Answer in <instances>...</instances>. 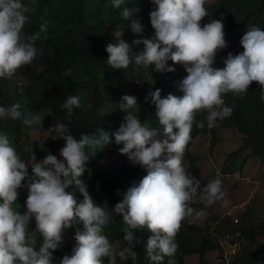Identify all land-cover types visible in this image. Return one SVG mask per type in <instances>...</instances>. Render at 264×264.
Returning a JSON list of instances; mask_svg holds the SVG:
<instances>
[{
	"label": "clouds",
	"instance_id": "clouds-1",
	"mask_svg": "<svg viewBox=\"0 0 264 264\" xmlns=\"http://www.w3.org/2000/svg\"><path fill=\"white\" fill-rule=\"evenodd\" d=\"M210 0H151L155 8L149 12L153 34L145 37L142 18L136 13V4L123 7L120 16L128 21L127 27L140 34L131 43L122 37V28L113 32L115 42L105 46L107 64L113 69H127L129 65L141 66L155 72H173L175 65L186 71L178 83L182 95H161V89L149 90L145 100L155 107L158 126L138 116L139 105L134 95H121L118 108L125 113L119 127L111 134L99 130L96 135H73L70 123L54 122L44 129V136L62 139L61 158L47 152L37 160L35 153L27 159L18 154L9 135L0 131V264H117L131 258L136 233L150 231L144 242L148 264H173L177 251L176 234L181 222L207 216L206 207L193 208L190 202L201 197L206 206L219 202L227 206L226 189L220 178L201 185V180L184 166L186 146L196 128L212 129L228 118L233 107L224 100V94L243 96L249 85H259V98L264 102V29L250 24L239 43L243 51L228 52L223 67H213L220 49L227 47L223 22L209 19L206 7ZM113 7L126 5L127 0H108ZM30 20V9L25 0H0V78L12 76L18 68L31 64L37 54L36 42L47 37V22L39 29L25 31ZM133 50V46H140ZM168 61H172L169 64ZM71 69H66L67 76ZM60 107L71 118L74 108L80 107L78 95H68ZM203 111V120H195ZM51 109L30 111L18 101L8 106L0 104V118L19 119L25 125L42 126ZM110 142L121 145L117 150L126 154L133 164L142 166L146 174L138 183L131 184L113 207L96 204L90 196L83 174L91 157ZM87 149V150H86ZM31 169L29 175L28 169ZM23 182V184H22ZM26 186L28 193L23 212L13 204L18 189ZM74 186V190H73ZM79 192L82 198L76 196ZM122 218L125 246L113 249L105 228L113 215ZM41 238L37 241L29 232ZM81 222L83 230L74 232L75 243L71 254L57 261L54 250L60 248L65 230ZM191 222V221H189Z\"/></svg>",
	"mask_w": 264,
	"mask_h": 264
},
{
	"label": "rangeland",
	"instance_id": "rangeland-1",
	"mask_svg": "<svg viewBox=\"0 0 264 264\" xmlns=\"http://www.w3.org/2000/svg\"><path fill=\"white\" fill-rule=\"evenodd\" d=\"M223 1H227L225 7L222 5ZM134 4L140 9L136 15L151 25L149 12L155 8L151 0H127L124 6L131 7ZM206 7L209 10V16L203 17L201 24L208 22L210 18L221 19L223 22L227 47L221 49L223 51L221 60H219V51H217L212 65L215 68H221L224 66L223 60L228 52L235 55L243 51L239 40L248 25L255 24L264 29V0H215V2L213 0L206 4ZM114 12L115 8L108 3V0H90L86 7L87 18L91 24L97 23L99 20H109ZM106 32L115 39L114 31L109 26L106 27ZM126 41L130 43V37ZM135 47L138 49L142 45ZM45 63V52L42 49H37V54L31 64L21 66L10 77L0 78V104L8 106L20 101L24 108L36 112L32 104L42 95L39 76L43 73ZM20 71H26L28 74L35 72L36 76L28 79ZM186 74L181 66V70L167 75V80H164L162 76L151 73L150 67L149 69L133 68L128 78L135 81L136 89L130 95L137 98L139 110L143 107L154 108L153 104L145 100L146 93L149 90L160 88L162 96L168 93L177 96L182 95L178 83ZM30 75L33 76L32 73ZM144 81L146 82L143 83ZM4 83L6 84L3 85ZM118 103L119 99L116 96L108 95L105 89L99 85L83 101L85 107L97 108L102 115L107 117L101 125V130L109 134L119 127L125 115L118 108ZM139 110L137 114H140ZM201 116L204 117L203 111L197 113L195 119L201 118ZM153 117L154 119L141 118V120H148L152 126H158L155 119V109ZM13 121L21 127L20 145L22 151L20 156L26 162L31 157L32 152L34 153L36 144L37 150H41L44 145L53 142V139H46L44 136L43 126L25 125L19 119L0 118V131L6 132L8 135L11 134ZM211 142L209 133L199 134L192 142L190 141L184 153V166L187 171L201 180V185L213 178H220L222 186L226 189V199L229 203L224 207L219 202L206 206L200 196L195 197L190 202L191 206L193 208L206 207L208 214L202 219L188 218V223L192 224L191 226L195 225L197 229L185 230L184 236H198V240L208 239L212 241L220 256L223 251L219 242L227 232H231L234 228L241 232L245 241L242 243L237 260L233 264H264V150L256 149L253 144L249 143L246 135L237 129H217L215 144L211 145ZM119 147L121 145L110 142L105 147L96 149L93 157L97 163V170L115 181H121L127 179V177L120 175L121 170L132 171L134 167H138L141 173L137 174L134 180L135 183H138L146 174L145 169L139 164L130 162L126 154L119 153L117 150ZM59 149L56 153L58 159L61 158ZM28 171L31 175L30 167ZM87 190L93 197V186L87 185ZM17 191V200L13 206L23 212L28 189L26 186H22ZM75 194L78 200L82 198L78 191ZM93 201L103 205V202L96 201V199ZM235 220H238V223ZM73 226L75 231L77 229L83 230L81 222H77ZM32 228H34V221L29 225V232L33 239L38 241L39 234L32 231ZM252 228H255L256 235L255 239L251 241L248 232ZM242 229L247 230V232H243ZM111 244L114 250L119 251L121 249L117 242ZM73 245L74 231L70 227L65 230L62 246L54 250V258L58 261L65 253L71 254ZM217 250L216 252H218ZM219 256L217 255L218 262ZM116 260L117 264H127L126 261H119L118 257ZM219 264L221 263L219 262Z\"/></svg>",
	"mask_w": 264,
	"mask_h": 264
},
{
	"label": "trees",
	"instance_id": "trees-1",
	"mask_svg": "<svg viewBox=\"0 0 264 264\" xmlns=\"http://www.w3.org/2000/svg\"><path fill=\"white\" fill-rule=\"evenodd\" d=\"M90 0H25L30 9V20L25 25L26 32H32L39 29L40 24L47 22V37L38 40L37 49L45 52L46 63L43 73L40 77L42 86V95L33 102L32 107L35 111L42 109H51L50 116H45L43 128H48L54 122L70 123V129L74 136L79 138L80 134L96 135L101 130V125L107 119L97 108H87L83 105L84 99L90 95L99 85L102 86L108 95H114L120 99L123 94H130L135 91V81L129 80L131 70L141 66L129 65L127 69H113L106 61L107 52L105 46L109 42H115L107 32L106 27L109 26L113 31L121 27L123 35L121 38L126 40L130 37L131 41L138 38L140 34L132 33L127 27L128 21L120 16V11L124 5L115 8V12L109 20H99V22L91 24L87 18L86 7ZM227 1H223L225 7ZM143 35L150 37L153 34L151 25L142 20ZM130 41V43H131ZM133 50L137 48L133 46ZM172 64V61H168ZM71 69V73L67 76L63 75L66 69ZM151 68V66H150ZM177 70H181L179 64L175 65L173 72H155L151 69V73L162 76L167 80L166 76ZM27 71H30L27 69ZM22 74L31 79L33 76L26 71H20ZM144 81L143 83H145ZM4 83L3 85H5ZM68 95H78L80 97V107L74 108L70 121L66 117L65 110L60 107L64 98ZM225 103L233 107L232 114L220 121L218 125L212 129L196 128L193 124L191 136L192 140L199 134H210L211 145L215 144L217 129H237L240 133L246 135L249 143L253 144L256 149L264 150V102L259 98V85L252 82L248 91L241 96H233L231 93L224 94ZM155 107L140 108L139 118L154 119ZM205 116V114H204ZM202 120L204 119L201 116ZM196 118L195 120H201ZM13 132L9 134L11 143L15 146L18 154H21L20 131L21 127L12 122ZM64 144L62 139L53 140L49 145H44L41 150H37V144L34 149L36 159H41L47 152L56 155L59 148ZM188 145L186 146V150ZM87 150V149H86ZM96 161L92 156L88 162L87 168L90 169L83 174L86 185L93 186V199L96 201L106 202L108 207H113L116 202L122 198V194L126 189L134 183L137 174H140V168L134 167L132 171H120V175L127 177L126 180L115 181L111 177H107L103 172L96 168ZM74 188V186H73ZM187 219L181 222V227L176 234V242L178 244L177 251L172 257L173 264H187L186 257L198 256L199 263H203L208 252L216 251L214 243L210 240H198V236H184V231H193L197 228L191 226ZM123 226L122 218L119 215H113L112 220L105 228V234L109 238L110 243L117 242L120 248L125 246L123 241V233L120 232ZM235 226V225H233ZM75 232L74 226L71 227ZM235 230L232 228L231 231ZM243 232L247 230L242 229ZM249 233V239H255L256 230L252 228ZM139 238L137 243L134 241L133 251L137 257L135 264H148L145 256L144 242L151 235L147 229L139 230L136 233ZM41 238L37 241V248ZM75 243V240H74ZM218 251V250H217ZM219 253V251H218ZM67 254V253H65ZM219 256V255H218ZM168 257H165L164 264H167ZM105 264L108 258H104ZM127 264H133L131 258Z\"/></svg>",
	"mask_w": 264,
	"mask_h": 264
},
{
	"label": "built area",
	"instance_id": "built-area-1",
	"mask_svg": "<svg viewBox=\"0 0 264 264\" xmlns=\"http://www.w3.org/2000/svg\"><path fill=\"white\" fill-rule=\"evenodd\" d=\"M219 60L223 57V51L218 50ZM238 223V220H235ZM245 241L243 235L238 230L227 232L220 240L219 244L222 249V254L219 256V262L221 264H233L239 255L242 248V243Z\"/></svg>",
	"mask_w": 264,
	"mask_h": 264
},
{
	"label": "crops",
	"instance_id": "crops-1",
	"mask_svg": "<svg viewBox=\"0 0 264 264\" xmlns=\"http://www.w3.org/2000/svg\"><path fill=\"white\" fill-rule=\"evenodd\" d=\"M211 1L213 0H210V2ZM217 255H219V253L216 251L208 252L203 263H199V258L196 255L186 257L185 261L187 264H219Z\"/></svg>",
	"mask_w": 264,
	"mask_h": 264
}]
</instances>
